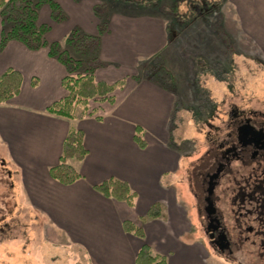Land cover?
I'll use <instances>...</instances> for the list:
<instances>
[{
    "label": "crops",
    "instance_id": "obj_1",
    "mask_svg": "<svg viewBox=\"0 0 264 264\" xmlns=\"http://www.w3.org/2000/svg\"><path fill=\"white\" fill-rule=\"evenodd\" d=\"M58 1L68 13L69 20L73 16L71 11L79 10L77 6L85 2ZM73 1L75 4L71 6ZM232 1L238 4L239 19L248 21L247 26L257 28L260 20L257 12L262 13L264 18V1ZM87 5L89 3L85 4L86 9ZM43 10L47 14L51 12L48 5ZM95 18L93 15L88 18L94 21L93 25H86L83 21L76 26L96 34L99 21ZM249 19H252L253 25H250ZM43 21L49 22L48 19ZM66 23L67 20L53 23L49 33L60 24L65 29L60 37L66 36L69 32ZM148 23H145L146 27L151 26ZM151 28L158 29L154 30L156 36L152 47L151 41L143 40L147 51L163 45L161 40L168 42L166 27V37L159 25L153 23ZM111 32L112 24L103 35L101 45L100 56L106 62L115 60L111 40L114 35ZM49 33L47 36L50 40ZM156 37L160 40H155ZM54 40L59 39L50 41ZM257 40L260 41L258 37ZM1 55L3 68L0 74L12 67L20 70L24 78L21 92L0 103L1 154L15 166L20 176V187L25 189L32 207L47 221L56 236L66 238L70 247L77 246L81 252L83 250L84 259L91 264H136L137 254L144 243L149 244L154 252L165 256L167 264H210L208 259L213 256L199 241V234L194 228L196 213L186 210L175 193L172 201L165 196L177 182L173 180L166 186L163 180L165 174L173 171L179 174L177 165L181 157L176 155L173 148L153 149L148 134L154 132L162 135L169 126L172 92L155 83L134 84L123 97L117 96L114 103L106 102L111 107L110 111L101 114L99 107H91L94 111L92 114L74 120L78 122H75V127L85 132L88 154L79 161L81 166L78 171L82 178L66 185L51 176L50 167L59 163L66 136L73 125L70 119L47 112L52 103L67 95L63 86L66 68L51 57L48 50H30L15 40L7 43ZM120 59L121 62L124 60L123 57ZM135 59L137 57L130 58L133 62ZM101 79L112 82L105 77ZM147 101L152 106L150 111L145 107ZM95 110H98V114ZM137 125L145 131L147 147L144 149L134 139ZM110 177L128 181L138 192L134 206L105 197L95 189L96 184ZM156 202L168 209V217L165 220H160V217L142 220L141 217ZM125 220L143 227L145 238L127 232L123 226Z\"/></svg>",
    "mask_w": 264,
    "mask_h": 264
},
{
    "label": "rangeland",
    "instance_id": "obj_2",
    "mask_svg": "<svg viewBox=\"0 0 264 264\" xmlns=\"http://www.w3.org/2000/svg\"><path fill=\"white\" fill-rule=\"evenodd\" d=\"M74 1L79 3L81 0ZM74 1L70 4L71 6H74ZM84 1L77 6L79 10L71 11L72 19L69 20V16L66 19L69 26L66 36L77 23L83 21L86 25H93L94 21L97 23L95 16L97 18L98 16L95 7L105 5V2L102 0ZM86 3H89L87 9ZM43 8L41 16L44 20L48 19L53 26L56 21L52 19L51 12L47 14ZM107 13L111 15L109 21L112 22L108 28L112 24L113 33L111 34L114 37L111 40H113L115 60H108L107 65L97 68L96 73L100 80L105 77L115 82L126 78V89L116 91V96L123 97L134 84L153 83L147 77L149 68L140 71L138 65L141 61L151 59L157 53H161L166 64L176 74L179 87L177 92L171 93L169 126L164 129L162 135L154 134V132L148 134L153 149L173 148L176 155L183 157V162L179 160L177 165L179 169H182L184 165L179 172L180 175H177L178 171L165 174L166 177L163 180L166 186L173 180L177 181L170 190L168 189L166 199L172 201L175 193L176 198L186 210L195 212V200L188 177V167L191 168L189 157L192 153L190 150L194 147L192 143H189L190 139L203 141V133L210 129V124L206 121L213 113L215 117L225 115L224 111L228 110L229 103L252 107L264 112V18L262 13L257 12L260 19L257 22L258 27H249L247 26L248 21L239 19L238 4L232 0H225L223 14L216 16L208 26L201 22L196 29L189 30L182 35L181 44L174 42L169 45L167 40H161L163 45L159 44L161 46L157 45L156 50L149 49V51L144 47L143 40L151 41L150 47L153 46L152 43H155L153 40L156 31L154 30L158 28H151L153 23L159 25L164 37L167 36L165 31L169 19L167 14L155 11L154 15H147L144 12L123 8H114V11ZM90 15L95 18L93 22L88 20ZM249 20L250 25H253L252 19ZM98 21L99 24V18ZM146 22H149L151 26L146 27ZM86 29L89 28L86 27ZM64 30L63 25L60 24L56 28L53 27L49 33L50 38L59 39L65 43L66 36L60 37ZM86 32L89 31L86 30ZM155 40L160 39L156 37ZM41 49L48 50V48ZM2 50L0 49V72L3 68ZM132 56L137 57L134 62L130 60ZM121 57L124 58L122 62ZM91 107H99L102 110L99 111L101 114L111 109L108 103L103 104L97 101H91ZM145 107L149 111L152 109L149 101L145 102ZM95 112L98 114V110ZM211 121L218 120L212 118ZM70 122L71 125L77 126L75 123L77 121L70 120ZM173 135L176 138L175 142H178V147L173 146ZM1 142L0 264H35V262L37 264H91L84 259L83 250L81 252L77 246L70 247L66 238L57 237L47 221L32 207L25 189L19 185L20 176H18L17 169L1 154ZM197 147L200 149L197 153L204 151L203 143ZM70 162L77 170L80 169L79 161L70 160ZM167 217L168 209L164 207L160 220H165ZM198 234L202 237L200 232ZM208 260L210 264H224L212 257Z\"/></svg>",
    "mask_w": 264,
    "mask_h": 264
},
{
    "label": "trees",
    "instance_id": "obj_3",
    "mask_svg": "<svg viewBox=\"0 0 264 264\" xmlns=\"http://www.w3.org/2000/svg\"><path fill=\"white\" fill-rule=\"evenodd\" d=\"M102 1L105 5L95 7L96 15L100 20L98 33H89L80 26H76L66 36V42L63 43L60 40L50 41L48 39L47 35L52 26L49 22L41 20V11L45 5L50 7L54 21L63 22L68 19L67 12L58 0H0V49H4L12 40L24 44L30 50L48 48L49 55L66 68L63 86L67 90V95L47 108L50 114L73 121L83 119L94 112L91 110V101L114 103L117 99L116 91L125 87L126 78L116 82H107L98 79L96 75L97 68L107 65V62L100 56L103 35L108 31L109 19H111V15L107 12L111 13L114 8L121 7L144 12L147 15L155 11L167 14L169 18L166 23L168 44L172 45L174 42L181 44L182 35L189 30L196 29L199 23L202 22L208 26L216 16L223 14L225 2V0ZM181 6L186 9H182ZM148 11L153 13L149 14ZM138 66L140 71L149 68L147 77L156 85L172 93L178 91L179 82L176 74L166 64L161 53L155 54L151 59L141 61ZM23 79L22 72L12 67L0 74V103L7 102L21 92ZM34 82L36 84L37 79H34ZM171 132H173L172 128ZM174 137L173 135L172 139L176 141ZM134 139L141 148L147 147L142 126H136ZM87 154L85 132L72 126L66 136L59 163L50 167L51 176L66 185L75 183L82 178V175L70 160L82 161ZM94 187L105 197L125 202L130 206H134L138 199V192L132 188L131 184L117 177H110ZM163 209L164 206L161 203H153L141 219L147 221L162 217ZM123 226L127 232L145 238L144 228L135 222L125 220ZM136 264H167V259L154 252L149 244L144 243L137 254Z\"/></svg>",
    "mask_w": 264,
    "mask_h": 264
},
{
    "label": "flooded vegetation",
    "instance_id": "obj_4",
    "mask_svg": "<svg viewBox=\"0 0 264 264\" xmlns=\"http://www.w3.org/2000/svg\"><path fill=\"white\" fill-rule=\"evenodd\" d=\"M244 107L229 103L225 115L213 113L203 141L189 142L194 228L224 264H264V112Z\"/></svg>",
    "mask_w": 264,
    "mask_h": 264
}]
</instances>
